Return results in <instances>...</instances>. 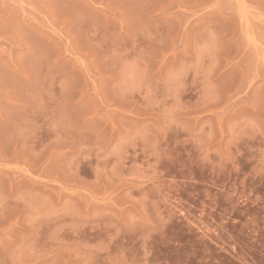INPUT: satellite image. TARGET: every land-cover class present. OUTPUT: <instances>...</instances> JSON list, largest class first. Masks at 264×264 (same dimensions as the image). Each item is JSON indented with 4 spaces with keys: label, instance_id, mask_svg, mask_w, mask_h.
Here are the masks:
<instances>
[{
    "label": "rangeland",
    "instance_id": "1",
    "mask_svg": "<svg viewBox=\"0 0 264 264\" xmlns=\"http://www.w3.org/2000/svg\"><path fill=\"white\" fill-rule=\"evenodd\" d=\"M0 264H264V0H0Z\"/></svg>",
    "mask_w": 264,
    "mask_h": 264
}]
</instances>
